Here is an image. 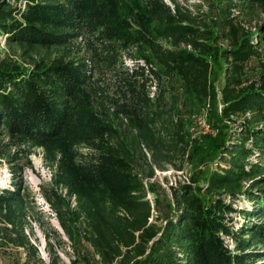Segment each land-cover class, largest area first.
I'll use <instances>...</instances> for the list:
<instances>
[{"label":"trees","instance_id":"16d2710c","mask_svg":"<svg viewBox=\"0 0 264 264\" xmlns=\"http://www.w3.org/2000/svg\"><path fill=\"white\" fill-rule=\"evenodd\" d=\"M208 9L210 17L178 0H0V42L28 58L0 51V160L10 174L0 243L35 253L21 234L20 174L39 149L50 173L43 198L67 238L86 242L101 264H264V70L247 82L243 70L263 51L264 0H210ZM253 12L262 18L250 30L239 16ZM171 78L179 91L167 102L160 82ZM218 94L215 136L198 147L211 167L171 186L163 224L157 214L149 221L160 201L145 197L134 153L145 160V148L159 169L176 152L197 156L170 111L180 97L210 111Z\"/></svg>","mask_w":264,"mask_h":264},{"label":"rangeland","instance_id":"374dc122","mask_svg":"<svg viewBox=\"0 0 264 264\" xmlns=\"http://www.w3.org/2000/svg\"><path fill=\"white\" fill-rule=\"evenodd\" d=\"M168 1V0H166ZM189 9L199 11L209 15L208 3L210 0H178ZM239 20L252 30L262 15L253 12L239 16ZM2 39V38H1ZM216 45H226L225 40H217ZM260 57L251 56L244 65V81L256 79L260 70H264V46ZM261 49V50H262ZM0 51L3 54L7 52V56L17 61H28V58L19 53L18 49L6 48L3 40L0 42ZM32 55H37L36 52ZM129 63V60H125ZM214 85L218 89L222 83L221 70L217 69L215 73ZM161 90L165 91L167 102L171 100L172 93L179 91V83L177 79L171 78L168 81L160 82ZM218 93V92H217ZM221 102L219 94L217 95L216 105L209 111L207 102L197 104L183 100L180 97L177 101L176 108H172L170 113L172 121L180 119V132L185 146L189 150L194 147L197 149V156H192L190 160L186 153L180 156L176 152L172 157V163H165L163 169H159L151 162L150 152L142 148L145 160L139 152L134 153L133 164L139 173L144 186L147 189L145 197L152 204L154 197L160 201L159 211L151 209L152 221L155 214L159 216L156 224H163V216L167 213L165 203L170 200L171 186H177L182 182H188L192 177H200L206 169L211 167V162L203 161V151L198 147L204 143V134L215 136V123L211 116L219 115ZM233 117V116H232ZM177 122V121H176ZM222 124L228 125V129L235 128V123L229 119L222 118ZM218 125H220L218 123ZM166 135L169 136L176 126H172L169 120L166 123ZM30 168H24L20 174V181L25 191H28V198L25 202V213L21 218L22 231L21 234L34 250L32 254L29 250L12 243L1 241L0 243V264H101L100 258L93 249L84 241L80 240L78 244L72 242L62 231L58 224L56 215L52 212L48 203L42 196V189L49 188L50 173L42 161L41 152L35 149L29 156ZM179 166V167H177ZM152 174L149 176V170ZM10 174L4 162L0 160V188L9 186ZM227 201V198L225 199ZM235 207H242L244 200L237 199L233 201ZM235 215V220H238ZM1 226V224H0Z\"/></svg>","mask_w":264,"mask_h":264}]
</instances>
